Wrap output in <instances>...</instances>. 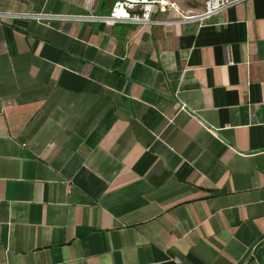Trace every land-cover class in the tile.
<instances>
[{
    "label": "crops",
    "instance_id": "obj_1",
    "mask_svg": "<svg viewBox=\"0 0 264 264\" xmlns=\"http://www.w3.org/2000/svg\"><path fill=\"white\" fill-rule=\"evenodd\" d=\"M169 1L0 19V264H264V0Z\"/></svg>",
    "mask_w": 264,
    "mask_h": 264
},
{
    "label": "built area",
    "instance_id": "obj_2",
    "mask_svg": "<svg viewBox=\"0 0 264 264\" xmlns=\"http://www.w3.org/2000/svg\"><path fill=\"white\" fill-rule=\"evenodd\" d=\"M240 1L242 0H204L203 11L198 15L200 17H206ZM155 6L162 11H165L168 8L177 11L178 8L176 2L169 0H115L109 14L103 16H95L92 14L52 13L44 11H0V19L27 18L43 24H48V22L52 20H98L106 25H113L115 23H130L137 25L155 24L160 23L154 20L152 16Z\"/></svg>",
    "mask_w": 264,
    "mask_h": 264
}]
</instances>
